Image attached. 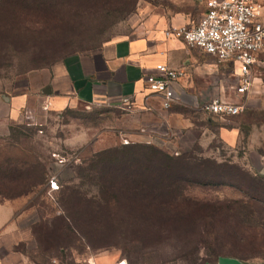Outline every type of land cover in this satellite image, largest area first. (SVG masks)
<instances>
[{"label": "rangeland", "instance_id": "1", "mask_svg": "<svg viewBox=\"0 0 264 264\" xmlns=\"http://www.w3.org/2000/svg\"><path fill=\"white\" fill-rule=\"evenodd\" d=\"M48 1L57 11L45 14L42 21L18 17L10 24L0 21V170L10 174L0 178V203L16 209L15 220L30 233L16 250L34 264H119L127 257L135 258L133 264H186L182 252L193 250L197 238L181 242L171 228L162 229L157 222L146 230L137 226V237L131 229L106 232L98 221L82 220L87 218L76 209L91 213L89 199L98 192L86 168L106 151L149 145L183 157L182 175H192L195 181L234 179L238 189L187 188L185 197L194 205L245 199L239 189L258 181L264 184L257 179L264 177V54L253 69L256 84L246 96L233 93L234 67L215 61L230 77L229 99L245 107L236 117L221 118L183 106L164 110L161 99L153 95L141 104L73 99L66 107L51 106L45 89L52 68L88 56L112 39L136 37L155 13L172 15L190 8L183 0ZM24 96L25 104L18 106ZM51 182L57 185L53 190ZM120 187L119 196L127 203L133 194L126 185ZM28 189L30 193L19 195ZM73 190L80 193L72 196ZM186 226L201 229L200 224ZM211 228L220 241L226 231L240 230L225 217ZM242 232L249 237L238 246L247 257L243 262L264 264L259 253L264 244L248 230ZM205 256L202 247L200 257Z\"/></svg>", "mask_w": 264, "mask_h": 264}, {"label": "trees", "instance_id": "2", "mask_svg": "<svg viewBox=\"0 0 264 264\" xmlns=\"http://www.w3.org/2000/svg\"><path fill=\"white\" fill-rule=\"evenodd\" d=\"M0 2V21L5 24L13 23L17 17L18 20L32 18L39 22L44 20L45 14L57 11L55 3L48 0H0ZM181 162H185L183 157L174 158L149 145H127L101 153L86 168L98 186L97 195L89 199L93 211L87 213L85 210L76 209V213L81 218H87L82 219L84 221H98L101 231L131 229L135 232L133 236L134 234L137 236L139 232L137 226L146 230L151 223L157 222L162 229L171 228L181 242L197 238L196 246H192L193 250L182 252L181 259L186 264H219L222 259H235L245 264L243 260L247 257L238 246L240 242L249 241V237L242 235L244 233L242 230H248L249 236L252 234L253 239H258L264 244V184L256 181L257 183L253 185L239 189L244 194L243 200H232L216 205H194L185 197L187 188L199 185L238 188L233 182L234 179L229 178H218L216 183L209 179L203 182L195 181L192 175H182ZM9 175L0 170L1 179ZM15 175L19 177V174ZM257 179L264 181V177ZM42 183L43 181L40 182ZM120 184L126 185L133 194L128 200L129 203H125L126 199L119 196L122 190ZM33 186L35 185H32V188ZM30 192L28 189L19 195ZM79 193L73 190L72 196ZM157 199L161 202L155 201ZM70 200L72 202V197ZM219 217H225L234 225H238L240 230H236L240 233L226 231L224 239L220 241L219 235L211 228L213 222L219 221ZM191 223L200 224L201 229L199 226L191 229L186 226ZM202 247L206 251L205 257H200ZM260 248L259 253L264 259V245ZM121 261H126L127 264L137 263L135 258L128 257L122 258L119 262Z\"/></svg>", "mask_w": 264, "mask_h": 264}, {"label": "crops", "instance_id": "3", "mask_svg": "<svg viewBox=\"0 0 264 264\" xmlns=\"http://www.w3.org/2000/svg\"><path fill=\"white\" fill-rule=\"evenodd\" d=\"M183 1L189 11L172 15L155 13L143 23L136 37L112 39L88 56L74 57L52 68L45 89L51 106L66 107L73 99L90 103L141 104L151 95L145 80L159 74L158 65L184 71V77L175 85L179 93L196 95L202 103L219 97L229 99L227 82L230 77L224 68L217 67L213 57L179 39L165 36L171 27H192L203 17L207 0ZM257 1L262 6L264 21V0ZM233 77L236 79L234 68ZM255 84L254 78L253 87ZM26 99V96L20 98L18 106L25 104ZM185 103L183 107L192 108L191 101ZM0 207L6 209L5 214L0 210V264H34L16 250L25 234L30 236L15 220L17 210L8 209L3 203ZM5 215L6 219H1Z\"/></svg>", "mask_w": 264, "mask_h": 264}, {"label": "built area", "instance_id": "4", "mask_svg": "<svg viewBox=\"0 0 264 264\" xmlns=\"http://www.w3.org/2000/svg\"><path fill=\"white\" fill-rule=\"evenodd\" d=\"M205 9L197 25L171 27L165 36L201 50L218 64H231L237 79L233 93L246 96L253 88V69L264 52L262 6L257 0H207ZM157 70L159 74L148 76L145 84L151 95L161 99L164 110L191 101L193 109L221 118L236 117L244 112L243 104L228 98L219 97L202 103L196 95L179 93L175 85L184 77V71L167 65H158ZM55 185L51 182L50 189L53 190Z\"/></svg>", "mask_w": 264, "mask_h": 264}, {"label": "water", "instance_id": "5", "mask_svg": "<svg viewBox=\"0 0 264 264\" xmlns=\"http://www.w3.org/2000/svg\"><path fill=\"white\" fill-rule=\"evenodd\" d=\"M219 264H242V263L235 259H222Z\"/></svg>", "mask_w": 264, "mask_h": 264}, {"label": "bare ground", "instance_id": "6", "mask_svg": "<svg viewBox=\"0 0 264 264\" xmlns=\"http://www.w3.org/2000/svg\"><path fill=\"white\" fill-rule=\"evenodd\" d=\"M56 187V185L54 186V188Z\"/></svg>", "mask_w": 264, "mask_h": 264}]
</instances>
